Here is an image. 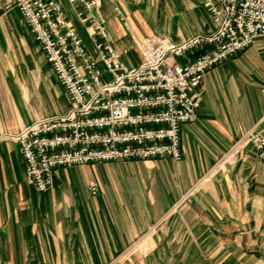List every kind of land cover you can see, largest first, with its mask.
I'll return each mask as SVG.
<instances>
[{"label":"crops","instance_id":"1","mask_svg":"<svg viewBox=\"0 0 264 264\" xmlns=\"http://www.w3.org/2000/svg\"><path fill=\"white\" fill-rule=\"evenodd\" d=\"M13 1L0 0V264H264V156L245 140L264 132V37L206 72L179 161L58 168L38 191L11 136L65 113L69 98ZM100 13L128 66L141 62L147 36L213 29L200 0H101Z\"/></svg>","mask_w":264,"mask_h":264},{"label":"built area","instance_id":"2","mask_svg":"<svg viewBox=\"0 0 264 264\" xmlns=\"http://www.w3.org/2000/svg\"><path fill=\"white\" fill-rule=\"evenodd\" d=\"M200 1L213 29L178 41L147 36L137 43V66L110 45L101 0L13 1L69 98L65 113L35 118L11 136L27 182L44 191L58 168L181 159V129L197 116L206 72L264 37V0ZM113 12L125 20L116 5ZM69 15L85 27L92 48ZM245 140L264 156V132L248 131ZM87 188L98 191L94 181Z\"/></svg>","mask_w":264,"mask_h":264}]
</instances>
